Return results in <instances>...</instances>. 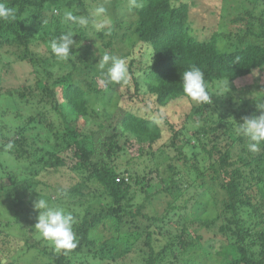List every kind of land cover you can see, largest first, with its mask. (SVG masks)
<instances>
[{
    "label": "trees",
    "instance_id": "16d2710c",
    "mask_svg": "<svg viewBox=\"0 0 264 264\" xmlns=\"http://www.w3.org/2000/svg\"><path fill=\"white\" fill-rule=\"evenodd\" d=\"M4 2L16 19L0 22V45L21 51L0 53L14 57L0 70L18 62L31 78L23 89L0 85V100L22 122L10 128L0 112V264H15L5 255L12 260L23 246L40 256L35 264H264V144L251 153L236 132L242 118L261 114L264 93L231 95L222 87L254 70L264 75V0ZM100 6L111 26L66 22L80 45L69 61L56 58L48 44L70 30L54 12L75 7L91 16ZM92 43L100 58L125 59L127 84L75 81L77 71L93 68ZM193 65L204 73L209 102L183 91ZM31 88L47 110L24 118L20 106ZM51 113L59 127L47 122ZM90 116L99 123L84 129ZM38 198L73 215L76 248L57 251L40 236ZM218 223L220 235L210 236ZM11 227L22 235L10 236Z\"/></svg>",
    "mask_w": 264,
    "mask_h": 264
},
{
    "label": "clouds",
    "instance_id": "9594fccd",
    "mask_svg": "<svg viewBox=\"0 0 264 264\" xmlns=\"http://www.w3.org/2000/svg\"><path fill=\"white\" fill-rule=\"evenodd\" d=\"M133 6H136L135 0H133ZM15 19V10L7 6L4 0H0V22H11ZM63 20L83 28L91 26L95 31L109 28L112 24V20L103 6L97 7L91 16L75 15L71 11H66ZM73 36L74 34L69 31L50 41L51 52L56 58L66 62L71 59ZM149 55L152 59L153 53ZM98 69L101 71L99 82L105 87L109 84L128 83L129 72L123 58L104 54L99 60ZM183 91L191 101L196 103L210 101L204 73L199 67L193 65L183 73ZM257 110L261 113L259 116L244 117L236 127L237 134L244 138L245 147L251 153L259 152L260 146L264 144V104L257 106ZM5 147L7 150H11L14 144L9 142ZM33 208L38 211L36 230L43 239L53 245L55 250L67 252L77 247L78 241L73 231L75 220L71 213H67L62 207L50 205L44 198H38L33 203Z\"/></svg>",
    "mask_w": 264,
    "mask_h": 264
},
{
    "label": "rangeland",
    "instance_id": "374dc122",
    "mask_svg": "<svg viewBox=\"0 0 264 264\" xmlns=\"http://www.w3.org/2000/svg\"><path fill=\"white\" fill-rule=\"evenodd\" d=\"M110 0H107V5H111L110 4ZM64 13L66 11H71L73 13L78 14L80 12L79 8H63ZM113 12L115 13V15H119V12H121V10L119 9H114ZM125 11H122V13ZM54 15L58 17L59 21H63L62 26L64 28L69 29L70 31L72 30V27L67 26L66 22H64L63 20V16L60 13H56L54 12ZM79 15V14H78ZM116 18H119V16H117ZM125 18H130L128 15L124 17ZM127 19V21H129ZM126 22V21H124ZM81 29H85L83 27H80ZM30 31V30H29ZM87 32L92 33V31L88 30ZM30 33H32L30 31ZM34 36L36 37V39L39 37V34L37 32L33 33ZM39 42V41H38ZM89 42V40L85 39L84 42L81 45H87ZM50 45V43L48 44ZM77 45V46H76ZM80 44H74V47H78ZM100 45H95L94 43L91 44L92 50L94 53L93 57L91 58L92 61L90 62L92 67L91 69H83L80 71H77L78 75L74 78L75 81L79 84L81 83L83 80L87 79V81L93 80L94 83L97 84V86H99L100 88L105 87L104 85L100 84V78L101 75L98 76L97 73H95L94 71H96L98 69V63L100 60L101 55L103 54L102 49L99 47ZM14 48H10L9 46H7L6 43H2L0 45V53L3 54V52H13L16 54V52L18 50H20L17 44H15L13 46ZM36 49L38 50V52L36 51L35 55H40L42 53L45 52V48L40 45V44H36ZM21 51V50H20ZM100 56V57H99ZM8 61H14V57L12 55H6L4 58L0 59V63L3 64L7 63ZM10 64V63H9ZM13 64L12 68H8L5 71H3L2 69L0 70V85L1 87H3L4 89H9L11 87H16L18 89H23V86L26 83H30V80L26 81V79L31 78V74L29 73L30 69H28V67L24 66V64H18V62H14L11 63ZM79 65V63H78ZM72 68L66 69L64 71H61V74H68V72H72ZM116 85V84H115ZM233 87L231 88L230 85H226V86H222L224 87L223 89V93H229L231 95H236L237 94V90L239 88H242L243 93L245 95H247V93H251V95H255L256 94H260V93H264V75H261L258 71L254 70L251 74V76L246 77L244 79H240L234 83L231 84ZM228 89H230L229 91H227ZM31 97H30V96ZM29 95L26 94L25 95V99L23 100V104L20 106L21 102H19V100L17 99V102L19 103L20 106V113L21 116H23L24 118H26L29 114H33V115H37L41 112H45L47 110V108H44V105L42 103L39 102L40 100V93L38 90L36 89H32L29 92ZM249 95V94H248ZM234 98H236L235 96H232ZM4 100H0V112H6L5 114V118L4 120L7 121V123L10 125V128H17L21 126V121L17 118H15L14 113L11 111L8 112L7 108H6V104L4 103ZM27 103V104H26ZM33 111V112H32ZM47 122L53 123L56 127H59L60 125V119H58L57 115L54 113L48 114L47 115ZM94 123L96 124V126L99 123V119L94 118V116H90V118L88 119V123L87 125H85L84 129H90L91 127H94ZM44 132H46V130H43L42 135L44 136ZM42 136V137H43ZM50 142L53 143L54 140L53 138L50 139ZM135 154V153H134ZM62 156V155H61ZM42 178H44L42 181H51L49 176L47 174H43L41 176ZM41 180V178H40ZM2 183L7 184L6 181H3ZM154 188V185L152 186ZM159 185L156 186L155 189H159ZM55 198V197H54ZM0 211H2V209H0ZM9 218H11V214H6ZM2 221H6V219H3L2 217H0V222L2 223ZM220 224L218 223L217 226H214L213 229L208 231V234L211 235H215L218 232V228H219ZM8 233L10 234V236H14V237H19L21 236V232L14 228L11 227L8 231ZM217 235H220V233L218 232ZM11 238V243L13 244L14 247H16V241H14V238ZM204 241H207V237H205L204 235ZM215 241H212V243ZM31 243V241H30ZM206 245V242H205ZM24 246L22 247L21 251L17 250L16 255L14 256V258L11 260L10 255H5V260H10V261H14V259L16 260V262H14L15 264H35L38 262V260L40 259V256H37L36 253H31L28 252L26 250V248H24ZM37 256V257H36ZM135 257V253L133 254V256L131 257L130 262L132 263V259ZM2 259V258H0ZM1 264H8V261H2Z\"/></svg>",
    "mask_w": 264,
    "mask_h": 264
}]
</instances>
